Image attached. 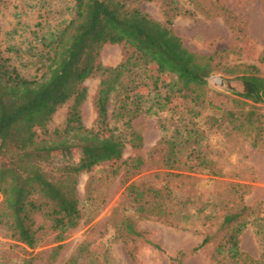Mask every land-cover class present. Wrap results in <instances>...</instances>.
I'll return each instance as SVG.
<instances>
[{"label":"trees","instance_id":"obj_1","mask_svg":"<svg viewBox=\"0 0 264 264\" xmlns=\"http://www.w3.org/2000/svg\"><path fill=\"white\" fill-rule=\"evenodd\" d=\"M138 1L73 0L70 18L47 26L38 23L39 29L33 31V40L26 48L35 67L30 76L5 54L0 38V225L14 239L34 248L44 227L37 224V217L46 220L58 242L51 248V259L61 249L66 232L82 217L77 194L79 173L90 171L98 158L110 161L113 173L122 163L127 164L126 173L139 168L143 162L139 156L123 159L127 143L133 147L143 144V135L132 121L142 112H157L162 101L172 97L190 98L202 105L207 78L216 70L214 55L188 50L174 32L171 18L167 24L161 23L143 11ZM3 3L0 0V9ZM170 6L180 12L176 0H170ZM105 43L123 44L131 51L116 65L103 66L96 57ZM96 72L101 75L94 99L96 120L94 126L87 127L80 110L87 95L83 82ZM237 78L253 85V90L236 92L238 97L233 100L239 109L228 110L227 115L232 129L253 132L255 139L262 131L259 104H264V76L254 65H243ZM70 99L63 125L48 129L53 114ZM213 120L215 124L222 122V118ZM202 138L193 125H176L164 140L167 163L173 165L177 155L188 148L190 153L197 152L198 166L210 167L212 162L201 154ZM251 145L256 147L258 142L252 140ZM73 151L82 152L83 160H48L50 155ZM125 190L136 213L155 218L169 213L166 200L173 197L168 185L156 188L131 181ZM249 209L242 206L241 212ZM241 212L224 216L229 232L224 245L217 246V253L225 249L228 264H262L261 259L241 249L240 235L249 224L260 232L264 214L249 221ZM116 230L121 237H139L151 243L128 216ZM209 241L210 236L205 235L191 251ZM184 256L179 250L175 264H182ZM89 264H95L93 258Z\"/></svg>","mask_w":264,"mask_h":264},{"label":"rangeland","instance_id":"obj_2","mask_svg":"<svg viewBox=\"0 0 264 264\" xmlns=\"http://www.w3.org/2000/svg\"><path fill=\"white\" fill-rule=\"evenodd\" d=\"M176 1L180 12L171 8L170 0L138 2L143 11L161 23L167 24L171 18L174 32L188 50L214 55L217 67L207 78L205 101L199 105L190 98L172 97L163 100L157 112H142L132 125L143 135V144L133 147L127 143L123 152V159L139 156L142 164L126 173L127 164L122 163L113 173L114 165L98 158L90 171L79 173L77 194L82 217L66 232L56 257H49L58 243L55 232L38 216L37 224L44 227L38 232L40 241L34 248L14 239L0 225V264H89L90 258L95 264H175L179 250L185 252L182 264H228L226 250L217 253L216 249L220 243L224 245L229 232L224 216L241 212L245 205L251 209L242 210L240 215L249 221L264 214V104H259L263 123L255 139L253 132L232 129L227 115L228 110L239 109L233 100L238 97L235 93L247 90L237 78L243 65H254L264 76V0ZM72 4L73 0H4L0 9L2 49L23 74L34 72L26 48L33 40V31L39 29L38 23L47 26L70 18ZM9 46L17 49L9 50ZM130 51L123 44L105 43L96 61L114 66ZM100 78L96 72L83 82L87 95L80 110L87 127L95 124L94 99ZM71 103L72 99L56 110L48 129L63 125ZM191 110L198 114L194 116ZM213 118H222V122L215 124ZM183 124L193 125L203 136L201 154L212 162L210 167L198 166L197 152L190 153L188 148L177 155L173 165L167 163L164 140L176 125ZM252 140L258 142L256 147L251 145ZM84 156L78 151L62 152L48 156V160L77 162ZM131 181L156 188L168 185L173 197L166 200L169 213L162 218L136 213L125 190ZM124 216L131 218L151 243L139 237L132 240L119 236L116 226ZM205 235L210 241L192 252ZM240 247L263 264L264 225L260 232L254 224L247 225L240 235Z\"/></svg>","mask_w":264,"mask_h":264},{"label":"water","instance_id":"obj_3","mask_svg":"<svg viewBox=\"0 0 264 264\" xmlns=\"http://www.w3.org/2000/svg\"><path fill=\"white\" fill-rule=\"evenodd\" d=\"M243 84L247 87V90H253V85L249 84L247 81H243Z\"/></svg>","mask_w":264,"mask_h":264}]
</instances>
